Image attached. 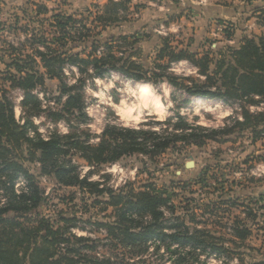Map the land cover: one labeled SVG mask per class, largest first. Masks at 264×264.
I'll list each match as a JSON object with an SVG mask.
<instances>
[{
  "label": "trees",
  "instance_id": "16d2710c",
  "mask_svg": "<svg viewBox=\"0 0 264 264\" xmlns=\"http://www.w3.org/2000/svg\"><path fill=\"white\" fill-rule=\"evenodd\" d=\"M129 3L130 0H108L103 11L81 21L55 12L49 18L40 19L49 9L36 5L23 11L30 16L31 23L20 25L16 21L0 29L15 35L11 41H4L6 48L0 57L5 67L1 78L4 86L8 85V89L0 88V264H115L112 258L99 255L109 249L123 256L129 254L131 261L135 257L138 262L135 264H147L159 256L161 246L171 264L197 263L209 248L211 256L236 253L214 242L217 238L211 232L190 230L184 219L175 217L174 207L170 205L175 193L168 194L154 185L138 191L127 187L113 191L90 178L95 168L113 165L124 158L135 155L153 158L177 144L201 148L209 142H223L235 130L264 127V113L253 116L242 105L241 118L233 119L232 126L210 129L190 124L178 114L158 129L107 124L94 137L97 143L92 144V136L82 129L88 120L81 95L84 83L81 79L74 84L65 81L62 68H75L81 76L90 79H102L118 71L134 82H148L150 72L144 71L142 65L130 58L117 57L113 38L105 43L101 39L104 31L119 22L120 11L127 12ZM261 20L264 27V10ZM75 36L77 39H73ZM224 36L232 37L230 28L225 27ZM129 38L120 36L119 40L126 42ZM161 41L154 67L163 73L151 72L157 84L167 82L199 99L264 104V35L246 38L240 47H225V51L216 55L209 51L191 53L184 47H172L165 38ZM87 42L89 53L82 47ZM77 47L81 51L75 53ZM98 47L103 49L101 53L98 51L99 56L96 55ZM182 61L195 69L196 77L175 78L167 74L173 63ZM53 80L59 87L52 101L47 95L46 82ZM9 90L21 92V121L15 117ZM42 115L51 123H64L66 134L53 129L47 136L41 135L34 120ZM256 138L255 135L253 140ZM259 159L264 161V157ZM27 164L35 165L38 175L32 174ZM83 165L88 168L87 172ZM39 177L50 178L57 187L73 189L75 198L80 194H89L95 199L107 197L102 202L106 209L114 210L110 217L115 221L95 224L104 230L95 239L90 238L93 233L77 236L74 228L81 232L86 229L76 227L75 215L59 214L52 220L39 212L47 201ZM216 182L212 185L214 193L208 192L205 198L221 199L223 185L216 187ZM258 200L262 202L258 218L264 222L263 192L258 194ZM163 207L171 211L168 220L161 211ZM233 222L232 242L240 245L251 236V230L246 221L235 219ZM149 243L154 244L155 250H148ZM236 255L238 264H246L244 253ZM262 258L251 257L247 264H264V254Z\"/></svg>",
  "mask_w": 264,
  "mask_h": 264
},
{
  "label": "rangeland",
  "instance_id": "374dc122",
  "mask_svg": "<svg viewBox=\"0 0 264 264\" xmlns=\"http://www.w3.org/2000/svg\"><path fill=\"white\" fill-rule=\"evenodd\" d=\"M103 1L105 0H0V29L3 26L14 24L16 21H19L20 25L31 23L30 16H26L23 11H28L29 8L36 5L49 9L48 14L41 16L40 19L49 18L55 12L73 16L79 21L88 20L98 12V9L94 7H102ZM153 1L130 0L132 9L129 12L120 11L118 28L110 27L103 32L101 38L103 43L111 38L114 39L116 43L114 45L118 48L116 50L118 58H130L142 65L144 71H149L150 74L146 79L148 82H134L132 78L124 77L118 71L110 72V75L102 79H90L81 76L75 68H62L65 81L74 84L75 80L81 79L84 83L81 95L84 102L83 111L88 120L82 129L92 136L91 143H97L94 137H98L107 124L129 128L148 129L153 127L158 129L166 126L167 119H175L179 114L186 118L190 124L219 129L224 125L232 126L233 119L241 118L240 107L242 105L253 116L264 113V104H240L219 99H199L189 96L183 90L173 87L167 82L157 84L153 74L163 73L154 67L157 52L162 46V38H165L172 47L185 48L188 45V51L198 54L206 51L215 55L221 54L225 51L226 46L224 44L225 36L220 35V32L216 31L214 27H210L206 22L191 21V24H188L183 20L179 24L175 23L174 26H167L169 20L165 22V19L159 18L152 20L153 24L135 25L138 20L142 19V12L145 9L150 10L151 5L148 3ZM176 15L173 16L179 20L180 15ZM226 24L221 25L223 34L225 27L230 28L232 33L236 30L238 34L243 32L240 29H235L233 25ZM18 27L16 31L19 29ZM248 31H251V34L247 38L264 35V30H257L254 27ZM120 36L131 38L124 42L119 40ZM14 37L15 35L8 30H0V57L3 49L6 48L4 41H11ZM20 37L22 36L20 35ZM73 39H77V36ZM71 45L74 46V44ZM75 46L77 45L75 44ZM89 46L90 44L82 45L87 49L86 53L91 52ZM100 47L97 48L96 55L103 52ZM80 51V47L75 48V53ZM3 71H5V67L0 62V72ZM167 74L175 78L196 77L195 69L186 61H182L180 64L173 63ZM1 77H4L3 73L0 76V88L8 89V85L4 86ZM178 82L184 84L183 81ZM139 86L146 88L151 97L149 101L146 99L147 93L138 94L136 92ZM58 87L59 84L55 80L46 82L47 95L52 101L58 95ZM8 95L13 101L16 119L21 121V92L9 90ZM155 104L160 106V110L154 109ZM34 123L43 136H47L48 132L53 129H57L61 134L67 132L64 123H51L44 118V115L36 118ZM255 135L257 138L254 141ZM222 141L220 143L209 142L201 148L177 144L153 158L141 155L124 158L113 165L95 168L91 171L90 178L92 182H99L105 189L113 191L124 187L138 191L144 186L154 185L156 189L164 190L168 194L175 193L170 204L174 207L175 217L184 219L188 227L191 228L190 230L199 229L211 232L212 236L217 238L214 242L226 251L236 252L233 255H228L229 258L225 254L215 256L217 253L211 256V248H209L210 251L204 250L205 253L199 258L200 260L193 264H238L237 253L246 255L244 263L247 264L250 263L251 257L259 260L263 259L264 254V222L258 218L259 207L262 205V202L258 200V194L264 193V161H259V157H264V127L246 128L243 132L235 130L232 135ZM189 162H193V167H186ZM28 165L30 172L38 175L36 166ZM87 171L88 168L85 166L84 172ZM198 178H201V181ZM38 180L47 196L46 205L39 212L52 220L56 219L59 214L75 215L78 219L74 223L76 227L86 229L81 232L74 228L77 236L93 233L94 235L90 238L95 239L104 234L103 228L97 227L98 223L108 224L115 221L113 217H110L114 210L106 209L102 202L106 201L107 197L95 199L89 194L85 196L80 194L75 198L73 189L57 187L50 178L39 177ZM213 181H217L216 187L219 184L223 185L220 200L212 197L205 198L208 192L214 193L212 191ZM102 209H106V211H102ZM161 211L165 215V220L171 218V211L168 208L163 207ZM235 219L246 221L251 230V236L240 245L233 244L231 237ZM147 246L149 251L156 248L153 243H149ZM188 248L189 246L185 248V251ZM160 249L159 256L149 260L147 264H171L166 260L168 256L165 248L161 246ZM92 255L97 256L95 253ZM99 255L104 258H112L115 264L138 263L135 257L131 261L129 259L132 257L129 254L123 256L113 249H109L104 254L99 252ZM247 255L251 257H247ZM161 257L163 258L161 259Z\"/></svg>",
  "mask_w": 264,
  "mask_h": 264
},
{
  "label": "crops",
  "instance_id": "0c3cea01",
  "mask_svg": "<svg viewBox=\"0 0 264 264\" xmlns=\"http://www.w3.org/2000/svg\"><path fill=\"white\" fill-rule=\"evenodd\" d=\"M111 1L120 2L122 0ZM138 1L146 2V0H137V2ZM154 1L148 3V5H151L150 10L145 9V11L142 12V19L138 20L135 25L138 24L139 26H141L143 24H153L152 20H157L159 18L165 19V22L169 20L167 26H174L175 23L179 24L183 20H185L188 24H191V21H198L201 23L206 22L208 25H210V27H214L216 31L220 32V35L224 36V34L221 33V25L223 23H227L230 24V26H235V29H240L243 31L239 34L237 30L235 32L233 31L232 37L229 39L224 37L225 46L232 48H238L242 45L244 39H246L251 34V31L248 30L252 27L257 28V30H264L261 20V13L264 10V0ZM107 2L108 0L103 1L101 5L102 7L100 8L99 6H97L98 11H101L105 4H107ZM130 5L131 4L129 3L127 6L128 12L130 11V9H132L130 8ZM175 14L180 15L179 20L175 18V16H173ZM118 24L113 26V28L117 29ZM185 48L188 49V45Z\"/></svg>",
  "mask_w": 264,
  "mask_h": 264
},
{
  "label": "bare ground",
  "instance_id": "6f19581e",
  "mask_svg": "<svg viewBox=\"0 0 264 264\" xmlns=\"http://www.w3.org/2000/svg\"><path fill=\"white\" fill-rule=\"evenodd\" d=\"M136 92H137L138 94H145V93H147L146 88H145L144 86H139V87H137ZM146 99H147L148 101L151 99L149 93H147ZM151 104H153V102H151ZM154 109H155V110H160V106H158L157 104H155Z\"/></svg>",
  "mask_w": 264,
  "mask_h": 264
},
{
  "label": "water",
  "instance_id": "95a60500",
  "mask_svg": "<svg viewBox=\"0 0 264 264\" xmlns=\"http://www.w3.org/2000/svg\"><path fill=\"white\" fill-rule=\"evenodd\" d=\"M186 167L189 168V167H193V162H189L186 164Z\"/></svg>",
  "mask_w": 264,
  "mask_h": 264
},
{
  "label": "built area",
  "instance_id": "2783aa9c",
  "mask_svg": "<svg viewBox=\"0 0 264 264\" xmlns=\"http://www.w3.org/2000/svg\"><path fill=\"white\" fill-rule=\"evenodd\" d=\"M162 29H164L163 27H162ZM159 34H161L160 32H158ZM181 62H178V64H180Z\"/></svg>",
  "mask_w": 264,
  "mask_h": 264
}]
</instances>
